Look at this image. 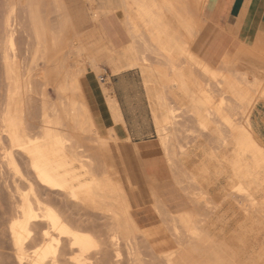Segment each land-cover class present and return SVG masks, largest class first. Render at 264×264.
<instances>
[{
	"label": "bare ground",
	"instance_id": "1",
	"mask_svg": "<svg viewBox=\"0 0 264 264\" xmlns=\"http://www.w3.org/2000/svg\"><path fill=\"white\" fill-rule=\"evenodd\" d=\"M117 2V8H94L90 21L94 23L103 15L116 16L121 12L119 22L128 38L123 47L125 62L120 64L117 57L112 62L109 57V72L129 68L138 69L140 73L151 72L158 65L166 67L171 75L172 84L163 85L161 114L154 132L162 163L174 189L168 192L159 186V168L132 171L134 177L115 181L103 161L97 159L100 154L92 151H100L101 144L108 139L120 140L117 129L124 128L117 99L107 82L100 81L97 87L102 95V107H96L92 97L86 94L90 71L95 74L102 71L92 48L91 39L97 34L94 26L82 32L72 19H67L66 24L72 29L66 33L64 22L53 27L36 0H25L31 40L29 60L35 68L22 70L24 66L20 65L15 47V6H11L0 26L4 36L3 67L9 87L7 103L4 102L6 105L0 111L3 150L0 158L5 163L1 164L28 181L20 174L15 157L23 155L40 187L46 191L55 190L74 203L91 205L107 220L106 236L72 226L30 189L21 194L18 215H11L13 219L8 226L17 263L94 264V257L107 248L112 251V259L118 258L121 243L130 256L137 258L139 242L136 237L140 235V241L153 250L161 264H189L196 260L199 264H264V245L261 248L257 245L259 249L255 246V239L260 236L256 234L255 238L249 231L251 239L241 238L244 251L236 254L215 239L219 229L216 220L220 214L216 219L212 217L226 204L228 209L229 205L232 210L238 207L243 212L242 224L259 225V232L264 234V144L254 134L250 123L254 105L264 97V48H261L264 28L249 45L248 37L235 36L222 27L235 45L231 51L226 50L216 64L191 50L206 20L201 0ZM0 33L2 36L1 30ZM39 61L44 63L41 69ZM26 63L28 65V61ZM185 66L206 79L204 87L196 93L184 85L182 69ZM174 84L184 87L191 99L188 107L181 108L182 114L194 119L197 128L190 132L195 133V137L208 138L205 148L201 143L204 148L201 154H191L189 142L194 135L189 136L188 132L182 139L178 138L182 129L179 128L183 127L179 121L181 110L169 100ZM213 85L216 88H212ZM37 86L39 89L35 91ZM34 92L39 97L40 107L38 122L32 126L26 122L24 102L25 96L35 95ZM106 119L109 124L106 125L107 134L103 135L99 128ZM2 137L7 139L8 147L3 146ZM195 137L193 141L197 140ZM128 139L127 135L123 138ZM222 179L225 180L223 185ZM218 182L222 187H218L220 183L217 186ZM136 194L139 198H147L146 206L138 205ZM220 219L221 223H227L222 215ZM43 223L46 228L40 234L42 241L36 244L34 231Z\"/></svg>",
	"mask_w": 264,
	"mask_h": 264
},
{
	"label": "rangeland",
	"instance_id": "2",
	"mask_svg": "<svg viewBox=\"0 0 264 264\" xmlns=\"http://www.w3.org/2000/svg\"><path fill=\"white\" fill-rule=\"evenodd\" d=\"M11 1L13 2L11 3ZM11 1L10 0H0V26L5 19L4 16H7L9 14V11H11V6H13L12 8H14L15 6L14 11L16 13L15 12L13 13L15 14L16 19H17L16 20L17 21V26H16L17 32L15 33V44L17 43L15 45L16 54L17 56H19L18 57L19 59L18 58L17 59L20 61V65L24 66L23 68L21 67L22 70H25L26 67L35 68V64L30 62L31 60V54H30L31 40L28 37L29 22L27 18V9L25 6V0H21V1L11 0ZM204 1L206 2L204 3ZM36 2L39 3L38 4L39 8L41 7L40 10L43 11V14L45 11L47 12V13L45 12L44 16L49 18V21L53 27H55L58 22H64L66 33L70 32L72 29L68 24H66L67 19H72V22L77 26V29L82 32H87L88 30L92 29V27L94 26V30L96 31L97 36L91 39L92 46H93L92 48L97 54L96 60L100 64L102 71L99 72L98 74H95L93 73V71H90V82H88L87 85L85 86V90H86L87 96L92 97V101H93L92 103H94L96 107H102L103 99L97 87L100 81L104 83L109 81L108 80L109 75L106 72V70H108L107 67L109 68L107 59L110 57L109 61L115 62L116 57H117L120 59L119 60L120 64H123L125 62L124 55H123V47L127 44L128 38L126 37V32L124 29L123 30L124 34L122 36H124V38L127 40L121 45L116 46L111 41V35L107 30L106 19L113 15L119 21L118 17L121 16V12H117L116 16L114 14L103 15L99 18L98 21H95L94 23L90 21V12L95 9L106 8V7L117 8L119 6L117 0H95L93 4L87 3L86 0H62V2H55L57 5L52 0H38V1L36 0ZM201 2H202V6L205 7L208 0H201ZM12 4H16V5H12ZM53 4L57 6V8H55ZM9 7L10 9H8ZM262 18H264V3H262V5L258 9V12L256 13V15H254V17L248 18L249 22L247 23L246 28H244L242 30V33L240 34L242 38H246L248 36L250 37L254 34V36L247 39L248 40L247 42L249 43V45L253 44L254 40L259 37L258 33L260 29L264 28V22H262ZM233 29L234 28H231L228 30H233ZM0 30L2 31V36L0 33V49H1L0 50V108H1L0 111H1L2 109H4L7 103L6 98H7V92H8L9 87L7 86L8 81L5 78L3 60H2V50H3V45H4L3 29L1 28ZM261 39L264 40V38H261ZM230 45L231 44H227L225 49L231 51L233 48H231ZM261 48H264V43L261 44ZM24 53L26 54L24 55ZM21 58L24 62L21 60ZM27 61H28V65L27 63L25 64V62ZM80 61L83 62V60H80ZM38 65L40 66L39 69L44 67V63L42 61H39ZM154 68H155L154 71L142 72V73L139 72V73L141 75L143 84H144V81L146 82L144 86L147 92V97L149 100V105L151 109L152 119L154 122V129H155V125L157 122L159 123L160 114H161L160 102H161V97L163 94V85L172 84L173 81L166 67L155 65ZM182 75H183L184 85L188 87V89L193 91L194 93L198 92L202 87H204L203 84L206 79L204 80V78H202V76L198 72L190 69L188 66H185L182 69ZM35 76L37 77L38 75H35ZM263 76H264V73H263ZM90 86H93V87H90ZM214 87L215 86L213 85L212 88ZM38 89L39 88L37 86L35 91ZM49 91L51 93V97L54 98L55 96L51 88H49ZM215 91H214V94L216 95L217 92ZM34 93L35 95L33 93L32 94L29 93L28 95H26L25 96L26 103L24 102L25 119H27L26 122L29 123V125L32 123L31 124L32 126L35 125L36 122H38L39 107H40L39 97L37 96L36 92ZM169 100L173 102L172 103L173 105L180 107V110L181 108L182 109L186 108L191 104V99L188 96L187 92L185 91L184 87L176 85V84H174L170 90ZM182 113L183 111L181 110L182 118L179 121L183 127L179 128V130L182 128L180 130L182 133L181 132L178 133L179 139H182L184 136H186V134L188 135L189 133H190L189 136L194 135L195 133H192L190 131L195 130L197 128L194 124L195 123L194 119L189 118V115H185L186 113L185 114H182ZM183 119L185 120L187 119V120L185 121ZM106 122L107 121L103 122L100 125L99 133H103L102 127L106 126ZM188 128H190V130L186 132V129ZM103 135L105 134L103 133ZM195 135L192 136L191 138L189 137L190 141H192V142H189L190 150H192L191 154L193 153L201 154L203 151L201 150L202 145L204 144V148H205L207 145L206 143H208L209 141L206 136L195 137ZM3 137L2 139L5 138ZM118 137H120V140L108 139L107 143L101 144L102 148L100 149V151L96 149L92 150L93 153L95 152L97 155L100 154L99 156H96L97 159L99 160L100 158L103 161L108 173L111 175V177L115 181H125V180H128L129 178L134 177V174L132 171L136 173L138 170L151 171L152 169L159 168L161 170V174L159 175V186L168 192L174 189L173 181L171 180L170 176L168 175L167 169L164 167V164L162 163L163 160L160 155V151L158 147L159 145H158L156 135L151 137L149 141H141L138 144L129 141L130 139L123 140L125 136H121L120 134H118ZM194 137L197 138V140L195 139V141H193ZM4 140L7 141V139H4ZM4 140H2V143H4L3 146L8 147V141L5 142ZM202 142L203 144H201ZM84 145L87 146L86 140H84ZM193 148L195 152H193L194 151ZM1 149L2 148L0 145V156L3 151ZM15 157H16L19 169H20V174L24 175V177H26L28 181L30 180L29 182L31 183L20 178L19 174L15 173L7 165H4L5 163L2 161V158H0V264H18L17 259H16L15 248L13 247V244H12V239L10 236V232L8 230V226H9L10 220L13 219V216L15 215L14 217H16L18 215L17 207L22 202L21 194L24 192H29L30 189H33L35 193H37L43 200H45L47 204H49L50 206L55 208L57 211H59L69 223H72L71 224L72 226H75V227L79 226L80 229H83V230H86V231H89L95 234L103 233V235L106 236V233L104 232L106 231L105 223L107 222V220L104 217V215H101V212L99 210H97L95 207L91 205H84V204L81 205V203H78V202L74 203L73 201H71V199L65 197L62 194H58L55 190L46 191V189H43L42 187H40V185H38V183L34 179L33 174L30 168L28 167L24 156L17 154L15 155ZM1 163H4V164H1ZM221 181L223 185L225 183V180L222 179ZM217 186L220 187L221 182H218ZM135 198L137 199V203L139 206H146V204L148 203L147 198H139L137 194ZM226 205H224L225 207L223 206V208L218 214H213L214 216L212 215V217L214 218L216 215L218 216L220 214V216L222 215V218L227 221V223L223 221L221 223L222 219H220V216L218 217V219L216 220V223H217L216 226L219 227V229L216 232L215 239L224 243L226 249H231L236 254L237 253L242 254V252L244 251V248L242 245V241L240 239L245 238V240L249 241L251 239L250 234L252 233L253 235L255 234V238H256V234H257V237L260 236L254 239H255V244L257 242V244L255 245L256 248L259 249L257 245H260V248H261V246L264 245V234H261L262 232H259L260 230H258L257 228V226L259 225L254 224L252 226L251 224L252 227L249 226V223H245V225H243L242 223L244 222V220H242L243 219L242 217L243 212L241 211L242 209L240 208L241 210L239 211L237 207L235 209L233 208L232 210V207H230L229 205V209H231L229 210L228 204ZM237 210L239 212H237ZM232 211H236V212H232ZM216 217L214 219H216ZM219 225L220 226L223 225V226L220 227ZM44 226H46L44 223L40 224L38 227H36L34 231L35 233L34 239L36 241V244L42 241L40 234H41V231L44 228H46ZM249 231H251V233ZM253 232H256V233H253ZM139 236L136 237L137 241L139 242L137 258L136 257L133 258V256H130L126 246L123 245V243H121L120 256H119L120 258L113 257L112 259V256H113L112 251L110 252L109 251L110 249L107 248V250L104 251V253H101L100 255H96L97 257L96 256L94 257L93 259L94 264H112L114 261L116 262V264H152V263L161 264V261L158 260V258H156L155 253L152 252L153 250L147 247V245H144V243L140 241L141 236L140 238ZM29 252H31V249L29 250ZM105 252L108 254L105 255L106 254ZM95 258L97 259L95 260ZM189 264H199V261L196 260V261L190 262Z\"/></svg>",
	"mask_w": 264,
	"mask_h": 264
},
{
	"label": "crops",
	"instance_id": "3",
	"mask_svg": "<svg viewBox=\"0 0 264 264\" xmlns=\"http://www.w3.org/2000/svg\"><path fill=\"white\" fill-rule=\"evenodd\" d=\"M263 1L208 0L204 9V16L206 17L204 26L191 44V50L198 57L218 64L226 51V45L231 44L232 48L235 45L233 38L224 31L222 26L226 29L234 28L230 32L235 36H240L249 22L248 18L256 15L264 3ZM262 22H264V18H262ZM106 23L111 41L116 46L124 43L126 41L122 36L124 28L117 18L112 15L106 19ZM252 36H248V38ZM107 69L106 72L109 75L107 83L112 87V93L115 100L117 99L120 114L122 113L121 117L123 116L124 128L119 127L117 129L118 134L129 136L130 141L136 144L141 141H149L155 135V129L147 92L139 70L129 68L122 70L123 72L111 73L108 67ZM90 106L92 107V104ZM250 123L254 134L264 144V97L254 105L250 113ZM108 124L109 121L107 120L106 125ZM102 132H107L106 126L102 127Z\"/></svg>",
	"mask_w": 264,
	"mask_h": 264
}]
</instances>
